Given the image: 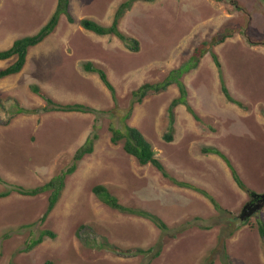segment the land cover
Masks as SVG:
<instances>
[{"label":"rangeland","instance_id":"obj_1","mask_svg":"<svg viewBox=\"0 0 264 264\" xmlns=\"http://www.w3.org/2000/svg\"><path fill=\"white\" fill-rule=\"evenodd\" d=\"M70 1L76 22L62 17L57 30L30 50L20 74L0 78V177L11 185L42 186L73 164L76 151L94 131L99 139L94 153L67 177L46 221L40 220L49 193H13L0 200V264H224L225 248L235 264H264V242L257 229L264 209L245 224L240 221L252 192L264 194V0L137 2L120 29L138 41V51L80 25L84 18L111 25L125 0ZM57 2L0 0V36L9 33L7 37L17 40L36 34ZM228 28L244 31L214 48L222 70L208 53L183 78L199 120L180 105L174 140H165L168 108L179 96L172 85L136 104L127 121L151 142L171 178L152 165L141 166L123 143H112L110 128L124 130L134 91L163 81L190 60L199 44ZM7 47L0 42V50ZM13 61H3L0 69ZM90 61L107 71L116 99L98 74L83 69ZM221 77L245 108L229 102ZM32 85L56 102L81 103L103 112L47 113L46 102L31 91ZM207 148L220 150L230 160L248 190L238 186L221 157L204 152ZM174 180L205 190L223 211ZM96 185L107 186L130 207L158 215L170 233L145 218L113 210L94 195ZM7 189L0 183V192ZM46 230L57 238L47 237L29 251L30 242ZM116 248L146 252L127 256Z\"/></svg>","mask_w":264,"mask_h":264},{"label":"trees","instance_id":"obj_2","mask_svg":"<svg viewBox=\"0 0 264 264\" xmlns=\"http://www.w3.org/2000/svg\"><path fill=\"white\" fill-rule=\"evenodd\" d=\"M158 0H125L123 3L119 5L117 8L113 22L111 25H103L102 23L91 19L84 18L80 21V25L84 30L92 32L98 36H114L120 39L124 44L128 45L132 50H139V43L137 40L129 37L126 33H124L120 29V23L122 19L125 17L126 13L129 12L135 3L137 2H146V3H155ZM236 8V7H234ZM62 17H66L68 21L73 24L76 22L75 17L71 11V1L70 0H58L55 11L52 16L48 20V22L40 29V31L34 35L25 36L19 38L14 41L13 45L5 50H0V61H8L14 59L13 63L10 64L5 69L0 70V78H7L13 75L20 74L27 63V58L29 52L32 48L43 43L47 38H49L59 27ZM243 29H233L228 28L223 34H218L213 37L211 40H205L201 44H199L190 58L188 62L181 65L180 67L173 69L168 76L161 82L157 83H146L139 87L136 91H134V103L132 108H130L128 114L124 117V130L118 129L115 127H111L112 137L111 141L115 145L123 143L124 151L133 156L137 162L141 166L152 165L160 172L163 173L164 176L171 178L167 173L164 165L161 161L156 157V152L153 149L152 144L148 141V139L144 136V134L136 127L130 126L127 121L132 116L134 107L136 104H141L143 101L151 94H159L168 90V88L172 85H176L179 90V96L175 98L168 108V119H169V128L168 132L164 136L167 142H172L174 140V135L176 132V108L180 105H184L187 107V110L190 114H192L195 119L199 120L200 118L195 113L194 109L191 107L188 101V89L185 83L183 82V78L186 74L191 71L197 69L201 63V60L208 53L211 55L214 63L218 67L219 70H222V63L219 59V55L214 51V48L220 44H223L228 38H231L237 32H243ZM253 39V38H252ZM83 69L88 73H96L100 76L103 84L111 91L113 97L116 99V88L111 82L107 72L96 66L93 62H85L83 64ZM222 78V90L226 98L229 102L238 105L241 108H245L244 105L235 100L231 95L229 89L226 86L224 78ZM31 91L41 97L45 102L46 106L44 107V111L49 112H64V113H91L98 114L103 111H98L97 109L81 104V103H73V104H65L62 102H56L53 98L40 86L32 85ZM23 112L26 113H36L38 110H26L23 109ZM98 127H96V130ZM99 139V134L97 131H94L92 136L87 139L85 144L80 147L74 156L73 164L65 171L53 177L52 180L45 183L42 186H37L33 188H26L24 186L19 185H11L7 184L1 177L0 183L6 184L9 186V189L0 192V200L8 198L13 193H19L28 197H36L45 193H49V203L48 209L44 216L41 218V222L46 221L49 214L54 210L57 203L59 202L62 192L66 186V179L68 176L73 175L77 168L79 162H81L85 157L90 156L95 151L96 141ZM205 153H210L221 157L229 167L232 176L238 186L243 190H248L245 182L242 180L238 171L234 167V165L230 162V160L218 149L215 148H207L204 150ZM174 183L183 188H191L205 197L209 198L212 204L218 211H223L222 207L217 203V201L210 197V195L205 191L198 189L192 186L189 183L185 182H177L174 180ZM93 193L96 197L99 198L103 203L108 205L113 210L119 211L124 214H130L145 218L152 223H154L163 233H170L171 228L163 221L158 215L153 214L147 210L141 208L130 207L122 202H120L119 198L114 195L107 186L105 185H96L93 187ZM259 234L261 235L264 241V222L259 221L257 225ZM56 239L57 236L54 232L50 230L43 231L38 239H34L30 242L28 246V250L31 251L38 245L42 244L45 238ZM116 251L122 252L123 255H131L137 256L139 254H143L146 251L143 249H131V250H121L120 248H116ZM160 251L157 250L155 255L158 256ZM224 260H226L225 264H234L231 260L229 253L227 252V248L224 250ZM53 262L48 261L46 264H52Z\"/></svg>","mask_w":264,"mask_h":264},{"label":"water","instance_id":"obj_3","mask_svg":"<svg viewBox=\"0 0 264 264\" xmlns=\"http://www.w3.org/2000/svg\"><path fill=\"white\" fill-rule=\"evenodd\" d=\"M254 197H257L256 195ZM260 197L259 203L253 205H247L243 210V215L241 216L242 221H246L252 217L255 213L260 211L264 207V194L258 196Z\"/></svg>","mask_w":264,"mask_h":264},{"label":"clouds","instance_id":"obj_4","mask_svg":"<svg viewBox=\"0 0 264 264\" xmlns=\"http://www.w3.org/2000/svg\"><path fill=\"white\" fill-rule=\"evenodd\" d=\"M40 31V30H39ZM38 31V32H39ZM37 32V33H38ZM34 35V34H33ZM227 41V40H226ZM225 41V42H226ZM224 42V43H225ZM220 45H222V44H220ZM219 46V45H218ZM9 61V60H8ZM91 62V61H90ZM8 67V66H7ZM6 68V67H5ZM5 68H1L0 70H2V69H5ZM107 72V71H106ZM108 74V73H107ZM18 75V74H17ZM109 76V75H108ZM192 115V114H191ZM145 136V135H144ZM149 141V140H148ZM150 142V141H149ZM151 143V142H150ZM153 146V145H152ZM153 149H154V147H153ZM154 151H155V149H154ZM220 151V150H219ZM156 152V151H155ZM157 155V154H156ZM157 157V156H156ZM159 159V158H158ZM257 196V197H254V196ZM260 195H262V194H259V193H256V192H252V194H251V200L244 206V208L247 206V205H253V204H257V203H259V200H260V197H258V196H260ZM253 200H256V201H253ZM244 208H243V210H244ZM264 209V207L260 210V211H258L257 213H255L252 217H254V216H257L259 213H261V211ZM243 210H242V213H241V216L243 215ZM241 216H240V221H241V223H243V224H245L246 222H248V220L249 219H251L252 217H250L249 219H247L246 221H242L241 220ZM264 222V221H263ZM258 225V224H257ZM258 229V228H257ZM259 232V231H258ZM261 236V235H260ZM262 238V237H261ZM263 240V239H262ZM264 242V241H263ZM229 253V252H228ZM230 255V254H229ZM231 257V256H230ZM231 260H232V258H231ZM232 262H233V260H232ZM234 263V262H233ZM225 264V263H224ZM235 264V263H234Z\"/></svg>","mask_w":264,"mask_h":264},{"label":"crops","instance_id":"obj_5","mask_svg":"<svg viewBox=\"0 0 264 264\" xmlns=\"http://www.w3.org/2000/svg\"><path fill=\"white\" fill-rule=\"evenodd\" d=\"M8 34L9 33H6V34H3V36L2 35L0 36V42H2V45L8 44L7 49L10 48L13 45V42L15 41L12 38L7 37L6 35H8ZM2 62L3 61H0V63H2Z\"/></svg>","mask_w":264,"mask_h":264},{"label":"flooded vegetation","instance_id":"obj_6","mask_svg":"<svg viewBox=\"0 0 264 264\" xmlns=\"http://www.w3.org/2000/svg\"><path fill=\"white\" fill-rule=\"evenodd\" d=\"M252 201V200H251ZM253 201H256V200H253Z\"/></svg>","mask_w":264,"mask_h":264}]
</instances>
